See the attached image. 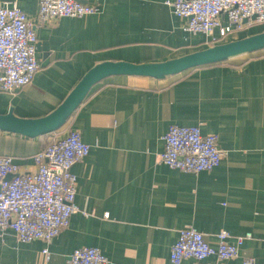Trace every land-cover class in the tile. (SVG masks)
<instances>
[{
    "label": "crops",
    "instance_id": "1",
    "mask_svg": "<svg viewBox=\"0 0 264 264\" xmlns=\"http://www.w3.org/2000/svg\"><path fill=\"white\" fill-rule=\"evenodd\" d=\"M5 1L23 10L38 38L33 81L0 92V114L12 109L22 118L55 110L98 63L163 62L264 31L263 22L212 42L182 30L185 20L172 12L173 0H83L96 12L44 22L37 20L40 0ZM171 124L216 134L220 164L192 173L160 163ZM70 130L90 145L72 167L79 210L50 243L21 242L12 230L0 231V264H70L83 246L97 247L106 264H172L170 249L184 227L212 246L220 230L231 234L230 242L251 234L237 257L211 256L206 264L244 258L264 264V48L163 79L107 77L55 132L31 138L0 130V156H11L21 173L35 171V154Z\"/></svg>",
    "mask_w": 264,
    "mask_h": 264
},
{
    "label": "built area",
    "instance_id": "2",
    "mask_svg": "<svg viewBox=\"0 0 264 264\" xmlns=\"http://www.w3.org/2000/svg\"><path fill=\"white\" fill-rule=\"evenodd\" d=\"M172 12L184 19L182 30L201 33L212 42L264 22V0H173ZM96 8L83 0H40L37 20L85 17ZM37 32L27 15L16 4L0 0V92H15L30 84L40 68L36 56ZM160 163L184 172L210 171L224 153L217 146L216 134H202L198 125L171 124L162 136ZM90 152L77 130L53 139L34 156L37 169L20 172L11 156H0V231L12 230L21 242L36 239L50 243L70 223L79 210L76 203L77 177L72 167ZM9 176H11L9 178ZM107 216V214H105ZM216 245L192 227L181 228L171 246L169 259L181 264H206L208 257L233 259L250 233L234 237L220 230ZM47 260L49 248L42 250ZM70 264H106L108 258L97 247L76 248ZM240 264H257L244 258Z\"/></svg>",
    "mask_w": 264,
    "mask_h": 264
},
{
    "label": "water",
    "instance_id": "3",
    "mask_svg": "<svg viewBox=\"0 0 264 264\" xmlns=\"http://www.w3.org/2000/svg\"><path fill=\"white\" fill-rule=\"evenodd\" d=\"M264 48V31L200 49L157 63L104 61L93 66L52 112L39 118L16 116L12 109L0 114V130L36 138L60 129L82 104L91 87L114 75L145 76L163 79L184 70L214 64ZM11 176H9L10 178Z\"/></svg>",
    "mask_w": 264,
    "mask_h": 264
},
{
    "label": "trees",
    "instance_id": "4",
    "mask_svg": "<svg viewBox=\"0 0 264 264\" xmlns=\"http://www.w3.org/2000/svg\"><path fill=\"white\" fill-rule=\"evenodd\" d=\"M71 118V117H70ZM59 130V129H58ZM45 135H48V134H45Z\"/></svg>",
    "mask_w": 264,
    "mask_h": 264
}]
</instances>
